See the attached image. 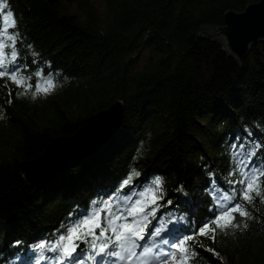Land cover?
I'll return each mask as SVG.
<instances>
[{"label": "trees", "instance_id": "trees-1", "mask_svg": "<svg viewBox=\"0 0 264 264\" xmlns=\"http://www.w3.org/2000/svg\"><path fill=\"white\" fill-rule=\"evenodd\" d=\"M259 1L5 0L17 23L10 29L18 35L17 64L33 88L17 96L19 88L0 78L6 116L0 127V264L37 262L35 245L48 248L64 234L69 213L88 211L110 195L119 199L158 176L172 205L157 215L195 229L210 218L216 195L232 192L241 179L240 161L264 168V43L240 67L220 42L202 37L206 26L224 25L226 12ZM144 52L149 60L135 70L134 58ZM45 78L54 80L57 93L42 102L34 86ZM121 99L119 132L104 151L50 186L34 190L26 183L21 162L38 158L56 136H73L90 115ZM253 151L257 155L249 157ZM129 175L130 185L119 191ZM235 187L250 215L235 214L238 227L216 230L215 240L209 233L188 241L197 253L188 264H264V178L250 202ZM46 248L43 263L53 255ZM81 249L88 253L87 245Z\"/></svg>", "mask_w": 264, "mask_h": 264}, {"label": "snow or ice", "instance_id": "snow-or-ice-1", "mask_svg": "<svg viewBox=\"0 0 264 264\" xmlns=\"http://www.w3.org/2000/svg\"><path fill=\"white\" fill-rule=\"evenodd\" d=\"M16 27L15 14L10 4L0 0V78L8 77L18 88L27 91L33 85L28 82L31 77L22 75L23 70L17 64L18 35L10 31ZM36 76L42 77L43 73L38 71ZM34 88L35 92L43 91L48 94L55 89V82L51 78H45L42 86L38 79ZM256 147L259 148L260 145L257 144ZM248 155L255 157L257 153L253 151ZM237 169L241 179L233 184L232 191H236V184L240 185V199L250 202L254 185L259 189L260 181L264 178V168L249 159L247 162L240 161ZM131 181L132 176L129 175L121 182L118 190L123 191ZM162 185V179L156 177L140 191H129L119 199L110 195L98 205L97 201H93V207L88 211L69 213L65 234H61L48 247V251L54 254L52 259L55 264H86V260L95 261V264H151L149 256H152L156 264H188L190 257L197 255L195 250L189 251L188 241H192L196 235L204 236L209 233L215 240L216 230L226 231L230 226L238 227L233 224L235 214L238 213L241 217L250 215L235 197L228 198L227 202L218 197L215 207L207 209L211 214L208 220L195 229L191 225L177 227L180 225L179 219L170 216L165 221L162 216H157L161 208L172 205L171 199H165ZM153 221L158 222L153 224ZM168 223L172 225L171 228L166 226ZM182 230L190 234H182ZM82 244L88 247L87 255L81 249ZM46 247V242L38 245L39 249ZM78 249H81L79 253ZM43 259L45 257H39L37 264Z\"/></svg>", "mask_w": 264, "mask_h": 264}, {"label": "water", "instance_id": "water-1", "mask_svg": "<svg viewBox=\"0 0 264 264\" xmlns=\"http://www.w3.org/2000/svg\"><path fill=\"white\" fill-rule=\"evenodd\" d=\"M60 1L48 0L51 5ZM202 37L220 42L223 50L242 67L252 49L264 43V0L248 4L241 12H226L224 25L206 26ZM123 116L121 99L90 115L73 136L54 137L38 158L20 163L26 183L34 190L50 186L70 169L104 151L116 139Z\"/></svg>", "mask_w": 264, "mask_h": 264}, {"label": "rangeland", "instance_id": "rangeland-1", "mask_svg": "<svg viewBox=\"0 0 264 264\" xmlns=\"http://www.w3.org/2000/svg\"><path fill=\"white\" fill-rule=\"evenodd\" d=\"M98 7H99V10H100V12L103 14L104 12H105V6H104V3L103 2H100V1H98ZM149 56H150V54L148 53V52H144V53H142L141 55H138V57H136V58H134V66H135V70H140V69H142L145 65H146V63L148 62V60H149ZM29 82V81H28ZM30 83V82H29ZM43 83H44V80H41V84H42V86H43ZM19 90H20V93H17V96H20L21 94H23V96L24 97H26V96H29L31 93H32V89H30V90H25L24 88H19ZM56 90H57V88L55 87V89L54 90H51L48 94H45L43 91H40V92H37V98L39 99V100H41L42 102H47V101H49L51 98H52V96L53 95H56ZM2 107H1V105H0V127L1 126H4V122L6 121V116H4V114H3V112L5 111V110H3V109H1ZM5 113V112H4ZM158 177H160L161 179H162V181H163V190H164V193H165V198H166V189H165V187H164V178L162 177V176H158ZM155 179V178H154ZM152 183V182H151ZM150 183V184H151ZM150 184H147L146 186H144L143 188H145V187H147V186H149ZM142 188V189H143ZM142 189H140V190H142ZM140 190H138V191H140ZM134 191H136V190H134ZM219 198H224V202H227V199L228 198H226V197H219ZM158 217H161V216H159V215H157ZM163 217V216H162ZM164 218V217H163ZM164 220L165 221H168V220H166L165 218H164ZM158 221H153V224H156ZM171 224L170 223H168V224H166V226L169 228V226H170ZM149 228L151 229L152 228V225H150L149 226ZM66 230V229H65ZM65 234V233H64ZM40 243H38L37 245H35L36 247L35 248H38V245H39ZM42 250V249H41ZM46 251L47 252H49L48 251V248H46ZM155 251H157V250H154V252ZM41 254H43V251H41L40 252ZM52 257L53 256H48V261L46 262V263H44V264H55V261L52 259ZM152 260H154V259H152ZM155 261V260H154ZM86 262H87V260H86ZM95 262V261H94ZM34 264H37V262H35ZM39 264H42V262L41 261H39ZM154 264V263H153Z\"/></svg>", "mask_w": 264, "mask_h": 264}, {"label": "bare ground", "instance_id": "bare-ground-1", "mask_svg": "<svg viewBox=\"0 0 264 264\" xmlns=\"http://www.w3.org/2000/svg\"><path fill=\"white\" fill-rule=\"evenodd\" d=\"M262 168V167H261ZM232 194L233 197H235V192H230ZM231 198V197H230Z\"/></svg>", "mask_w": 264, "mask_h": 264}]
</instances>
